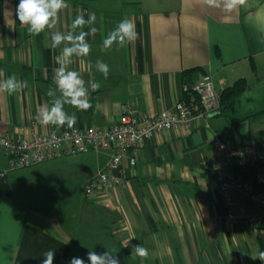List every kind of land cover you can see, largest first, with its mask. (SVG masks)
I'll return each mask as SVG.
<instances>
[{"label": "crops", "instance_id": "obj_1", "mask_svg": "<svg viewBox=\"0 0 264 264\" xmlns=\"http://www.w3.org/2000/svg\"><path fill=\"white\" fill-rule=\"evenodd\" d=\"M19 0H0V70L16 74L29 87L15 95L0 93V132L12 137L54 133L67 126H44L39 108L51 105L53 57L47 34L30 35L19 24ZM56 30H71L76 15L95 12V39L87 57L73 58L70 70L100 88L91 92L92 108L75 113L74 126H105L117 120L122 105L136 99L139 112L173 108L187 86L209 73L222 92L237 79L246 87L232 106H219L190 129L172 128L147 138L136 163L122 160L125 180L107 190L85 194L91 177L105 168L110 150H89L13 169L0 152V264H41L55 252L53 264L73 257L85 264L88 251L113 252L120 264H264V228L248 230L230 223L218 184L207 168L215 162V138L231 148L253 144L264 149V0H246L231 14L203 0H67ZM9 12L11 14H9ZM6 16L9 23L6 22ZM130 18L139 38L123 48L102 51V40L123 18ZM87 30V29H85ZM109 66L105 79L95 62ZM89 64L92 65L89 68ZM59 95V93H57ZM236 172L253 177L264 163ZM231 197L246 214L264 213L236 189ZM142 245V259L133 248ZM257 257V258H253Z\"/></svg>", "mask_w": 264, "mask_h": 264}, {"label": "built area", "instance_id": "obj_2", "mask_svg": "<svg viewBox=\"0 0 264 264\" xmlns=\"http://www.w3.org/2000/svg\"><path fill=\"white\" fill-rule=\"evenodd\" d=\"M190 89L199 99L200 105L196 109L181 98L171 109H162L158 113L139 112L134 107L137 100L133 99L122 105V113L117 120L105 126H74L60 132H33L28 137L19 138L0 132V152L7 154L10 167L16 169L63 155L110 150L105 168L91 177L85 187V194L89 196L96 189L107 190L112 185L121 184L125 180L123 158L127 156L133 166L147 138L167 129H190L194 121L204 120L208 112L220 106V92L209 73L202 74ZM213 145L215 162L207 168L217 181L226 210L225 218L230 223H243L251 231L264 228V213L246 214L243 206L230 195L231 189L243 191L264 208V172L257 171L253 177H245L232 167L233 164L245 169L257 167L264 163V149L253 144L235 149L218 138Z\"/></svg>", "mask_w": 264, "mask_h": 264}, {"label": "clouds", "instance_id": "obj_3", "mask_svg": "<svg viewBox=\"0 0 264 264\" xmlns=\"http://www.w3.org/2000/svg\"><path fill=\"white\" fill-rule=\"evenodd\" d=\"M203 3L211 8L221 9L231 14L240 6L246 5V0H203ZM69 8L67 0H19L15 14L21 26L26 27L28 33L39 36L46 33V46L51 49H59V54L53 57L55 67L53 69V84L47 96L51 97V105L45 104L38 109L36 120L44 126L52 125L57 128L67 126L73 128L77 122L75 113L69 114L65 106H71L78 111H87L92 108L90 90L95 92L100 88V83L95 80L86 82L78 71L70 70L69 65L73 58L87 57L92 49L89 38L95 39L99 29L95 26L97 16L95 12H88L87 18L83 12L76 15L71 24V30L61 32L56 30L60 20V13ZM9 14H11L9 12ZM6 22L9 19L6 16ZM87 29V30H85ZM139 38L135 23L130 18H123L116 27L109 31L102 40V51L109 50L116 45L123 48ZM264 41V35L260 36ZM92 65L89 64V68ZM95 67L106 79L109 74V66L101 59H97ZM29 87L27 80H21L16 74L5 76L0 70V93L15 95ZM59 93V95H57ZM134 255L146 259L148 249L142 245L133 248ZM41 264H53L55 252L49 249L43 253ZM254 259L257 257H253ZM258 258L264 261V252H260ZM87 259L90 264H120L119 258L110 251L98 254L89 250ZM69 264H85V260L73 257Z\"/></svg>", "mask_w": 264, "mask_h": 264}, {"label": "trees", "instance_id": "obj_4", "mask_svg": "<svg viewBox=\"0 0 264 264\" xmlns=\"http://www.w3.org/2000/svg\"><path fill=\"white\" fill-rule=\"evenodd\" d=\"M246 85V81L242 78H239L231 86L220 92V106L225 108L232 106L235 98L242 92ZM182 98L193 109L198 108L200 105L199 99L197 95L190 89V85L184 90V95ZM259 112H264V108ZM252 169H255L254 166L251 167V170Z\"/></svg>", "mask_w": 264, "mask_h": 264}, {"label": "rangeland", "instance_id": "obj_5", "mask_svg": "<svg viewBox=\"0 0 264 264\" xmlns=\"http://www.w3.org/2000/svg\"><path fill=\"white\" fill-rule=\"evenodd\" d=\"M17 169H19V168H17Z\"/></svg>", "mask_w": 264, "mask_h": 264}]
</instances>
